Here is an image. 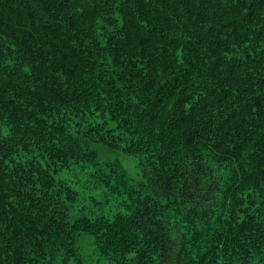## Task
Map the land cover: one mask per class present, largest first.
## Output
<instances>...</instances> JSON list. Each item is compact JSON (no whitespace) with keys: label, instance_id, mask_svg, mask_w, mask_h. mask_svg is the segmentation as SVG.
I'll use <instances>...</instances> for the list:
<instances>
[{"label":"trees","instance_id":"16d2710c","mask_svg":"<svg viewBox=\"0 0 264 264\" xmlns=\"http://www.w3.org/2000/svg\"><path fill=\"white\" fill-rule=\"evenodd\" d=\"M0 264H264V0H0Z\"/></svg>","mask_w":264,"mask_h":264},{"label":"rangeland","instance_id":"374dc122","mask_svg":"<svg viewBox=\"0 0 264 264\" xmlns=\"http://www.w3.org/2000/svg\"><path fill=\"white\" fill-rule=\"evenodd\" d=\"M93 148L99 156L100 160L110 164L119 163L130 179H133L135 181H138L140 179V171L137 167L136 159L124 155L121 152L111 150L108 147L102 145H95L93 146ZM79 177V173H77L76 171H72L64 172L60 178L70 182V185L81 193V199L86 200V197L90 195V192L88 190H84L85 181L83 179L82 183L80 184Z\"/></svg>","mask_w":264,"mask_h":264}]
</instances>
